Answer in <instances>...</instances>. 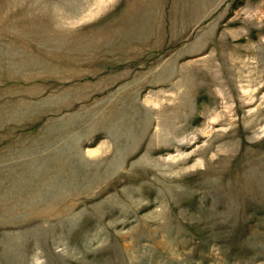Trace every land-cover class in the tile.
<instances>
[{"label": "rangeland", "instance_id": "obj_1", "mask_svg": "<svg viewBox=\"0 0 264 264\" xmlns=\"http://www.w3.org/2000/svg\"><path fill=\"white\" fill-rule=\"evenodd\" d=\"M0 264H264V0H0Z\"/></svg>", "mask_w": 264, "mask_h": 264}]
</instances>
